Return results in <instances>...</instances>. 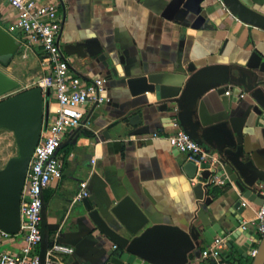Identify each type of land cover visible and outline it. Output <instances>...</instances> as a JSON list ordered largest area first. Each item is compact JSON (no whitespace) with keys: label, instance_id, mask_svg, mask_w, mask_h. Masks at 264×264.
I'll return each instance as SVG.
<instances>
[{"label":"crops","instance_id":"obj_1","mask_svg":"<svg viewBox=\"0 0 264 264\" xmlns=\"http://www.w3.org/2000/svg\"><path fill=\"white\" fill-rule=\"evenodd\" d=\"M56 1L63 23L61 44L94 37L100 45L93 56L68 55L71 72L86 81L103 77L108 100L86 103L80 125L64 134L57 150L62 159L61 177L52 180L43 191L47 243L48 246L53 242L66 244L73 252H57L53 257L60 264H99L109 249L110 243L94 229L85 207L75 199L79 182L83 180L90 184L91 193L87 196L93 207L114 204L128 194L150 214L153 222L183 227L199 225L201 210L211 222L218 219L226 223L231 202L240 197L233 181L225 184L215 177L202 178L210 167L198 168L194 177H188L182 164L189 159L169 144L166 137L175 127L171 119L164 117L165 113L156 110L155 93L131 96L125 79L143 71H155L175 77L170 82L182 85L189 75L188 62L197 67L212 63L241 64L253 49L264 54V29L238 20L218 0L201 2V13L207 23L198 29L190 26L194 15L181 8L169 11L172 0ZM242 1L264 14V0ZM14 15V9L0 0V25L12 22ZM11 35L20 43L24 38L20 31ZM181 39L183 47L179 55ZM17 52L33 68L26 83L36 78L32 85H37L46 73L44 54L40 48L25 49L22 44ZM13 62L0 68L19 83L18 67ZM239 91L232 87L231 97L217 89L207 91L199 100L198 115L203 125L229 121L237 133V142L243 147L244 157L253 162L251 171L264 179V128L257 117L261 111L257 106L251 107L248 95L239 97ZM55 106V100L50 97V115ZM133 114L140 115V125H149V132L131 133L135 126L129 123V117ZM214 156L218 159V154ZM199 180L210 181L207 195L212 199L208 205L195 198L193 186ZM255 188L257 192L264 190V184ZM255 209L256 203L252 202L240 213L253 234L251 221ZM1 242L10 252H18L21 247V240L13 237ZM209 243L201 238V250ZM223 254L236 264L251 263L247 251L244 256L236 250L230 253L226 248ZM188 264L213 263L199 254L190 256Z\"/></svg>","mask_w":264,"mask_h":264},{"label":"water","instance_id":"obj_2","mask_svg":"<svg viewBox=\"0 0 264 264\" xmlns=\"http://www.w3.org/2000/svg\"><path fill=\"white\" fill-rule=\"evenodd\" d=\"M202 1L172 0L168 9L173 11L181 8L194 15L190 26L198 29L207 23L201 13ZM218 1L238 20L264 29V14L249 7L242 0ZM19 46L20 42L0 25V63L11 59ZM178 47V54L181 55L182 39L178 42ZM63 50L67 55L75 54L84 58L86 55L96 54L100 45L93 37L66 43ZM186 70L189 75L182 85L170 82L175 77L155 71H143L142 74L128 76L125 85L131 96L155 93L158 112L165 113L164 117L168 119L176 117L181 129L192 140L206 151H215L218 159L210 171L201 177L209 179L216 176L225 184L233 181L240 197L231 202L230 216L226 217V223L218 219L211 222L200 210V224L183 227L172 223L153 222L150 214L128 194L114 204L104 203L100 208L93 207L90 198L83 196L77 201L85 207L94 229L110 243L99 264H188L190 256L198 257L200 254L199 240L204 238L211 242L216 235L226 239V247L230 253L236 250L245 256L251 238L256 240L252 229L241 227L240 213L244 207L240 203L245 198L261 204L262 197L255 186L262 187L264 179L251 171L253 162L244 157L243 147L237 142V133L232 130L229 121L203 125L198 115V103L211 89L220 90L227 97H231L232 87H237L240 89L239 94L245 93L249 96L251 107L257 106L260 109L257 117L264 128V54L253 49L241 64L212 63L197 67L193 62H188ZM18 85L17 80L0 68V95L13 91ZM49 98V88L43 94L41 87L35 85L0 100V128H6L13 133L17 146V154L7 158L0 167V228L10 234H16L20 230L21 191L34 147L48 124ZM140 120L139 114L129 117V123L135 126L132 134L149 132V125H140ZM200 166L208 167L209 163H202ZM182 169L188 177H194L197 165L187 160L183 162ZM210 185V181L203 183L199 180L193 186L195 198L207 205L212 199V196L207 195ZM86 191L87 194L91 193L90 184ZM40 232L38 256L40 264H43L48 246L44 198ZM251 264H264V234L257 244V252Z\"/></svg>","mask_w":264,"mask_h":264},{"label":"built area","instance_id":"obj_3","mask_svg":"<svg viewBox=\"0 0 264 264\" xmlns=\"http://www.w3.org/2000/svg\"><path fill=\"white\" fill-rule=\"evenodd\" d=\"M14 9V20L2 26L10 34L22 32L24 38L20 44L25 49L40 48L47 63L46 73L39 78L37 85L42 89H50V97L56 106L49 115L47 127L41 132L39 140L32 152L25 174L20 198V230L16 234L22 236V245L18 252H10L2 246V239L12 237L0 228V264H40L38 247L41 239L40 223L43 191L52 180L59 179L62 173V159L57 155L64 134L80 125L86 103L100 104L108 100L106 96L105 79L101 76L86 81L71 72L68 55L60 42L63 23L58 14L56 0H3ZM20 42V41H19ZM228 93V92H227ZM245 93H240L243 97ZM171 125L175 131L167 135L171 146L186 154L187 158L197 165V169L211 168L217 160L215 151H206L185 133L176 117L171 118ZM155 135V134H153ZM217 154V153H216ZM94 159H92V163ZM202 163H209L202 168ZM221 183L223 180L216 176ZM211 177V178H212ZM211 181H214L211 179ZM86 181H80L75 199L80 200L87 195ZM262 197L261 204H256L254 211V241L247 250L248 256L256 255L257 244L264 234V190H258ZM245 198L241 206L252 203ZM248 221L242 220L241 227L245 228ZM115 247V246H113ZM226 239L215 236L206 247L200 251V256L210 260L213 264H236L226 259L223 251L226 249ZM72 253L73 248L63 243L53 242L47 246L43 264H60L53 257L54 253ZM251 264V263H249Z\"/></svg>","mask_w":264,"mask_h":264},{"label":"rangeland","instance_id":"obj_4","mask_svg":"<svg viewBox=\"0 0 264 264\" xmlns=\"http://www.w3.org/2000/svg\"><path fill=\"white\" fill-rule=\"evenodd\" d=\"M15 54L16 55H14L11 59L7 60L4 63H0V65L5 66L6 64H10L14 60L13 64L18 67L17 71L19 85L13 91L0 95V100L5 98L9 94L16 93L32 86H35L32 84L36 80V78L30 79L29 83H26V77L29 75L30 71H33V68L29 67V63H27V61L25 62L18 57L21 54L20 52H16ZM16 154L17 146L14 140L13 133L6 128H0V167L4 165L7 158ZM12 237L16 238V240H21L22 245V236L20 234H14L12 235ZM240 263L243 264L242 262Z\"/></svg>","mask_w":264,"mask_h":264}]
</instances>
